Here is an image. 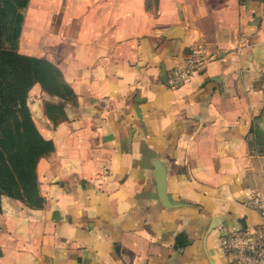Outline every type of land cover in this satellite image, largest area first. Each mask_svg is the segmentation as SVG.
Here are the masks:
<instances>
[{
    "label": "crops",
    "instance_id": "obj_1",
    "mask_svg": "<svg viewBox=\"0 0 264 264\" xmlns=\"http://www.w3.org/2000/svg\"><path fill=\"white\" fill-rule=\"evenodd\" d=\"M159 4L30 0L18 49L71 94L29 92L53 150L41 207L1 195L0 264H230L221 238L262 224L264 0Z\"/></svg>",
    "mask_w": 264,
    "mask_h": 264
},
{
    "label": "trees",
    "instance_id": "obj_2",
    "mask_svg": "<svg viewBox=\"0 0 264 264\" xmlns=\"http://www.w3.org/2000/svg\"><path fill=\"white\" fill-rule=\"evenodd\" d=\"M29 3L30 0H0V22H3L4 15H9L7 21L0 24V46L6 42L12 45L11 51L0 49L2 59L0 70L7 66L10 72H15L16 82L20 83L18 72L20 63L22 69L34 71L36 83L48 94L60 98L67 97L71 90L55 66L47 60L22 56L16 52ZM54 68L56 73H52ZM53 74H58L60 82ZM51 83L57 88L54 92L47 90ZM30 86L31 83L13 86L14 94L10 95V100H6L0 94V202L1 195L5 194L39 208L43 204V199L38 190L37 165L44 155L53 150V145L41 137L30 115L27 94ZM6 154L8 163L5 160Z\"/></svg>",
    "mask_w": 264,
    "mask_h": 264
},
{
    "label": "built area",
    "instance_id": "obj_3",
    "mask_svg": "<svg viewBox=\"0 0 264 264\" xmlns=\"http://www.w3.org/2000/svg\"><path fill=\"white\" fill-rule=\"evenodd\" d=\"M204 58L199 51H194L187 60L188 67L202 66ZM191 72L178 73L173 71L170 77L172 85H178ZM254 209L259 213L262 224L254 230H243L227 234L221 238L220 248L230 264H264V199L255 195L251 200Z\"/></svg>",
    "mask_w": 264,
    "mask_h": 264
},
{
    "label": "rangeland",
    "instance_id": "obj_4",
    "mask_svg": "<svg viewBox=\"0 0 264 264\" xmlns=\"http://www.w3.org/2000/svg\"><path fill=\"white\" fill-rule=\"evenodd\" d=\"M159 9H160L159 0H145V10L147 12L151 13L154 16V18H156L155 16H157V12L159 11ZM8 16L9 15H7V14L4 15L3 22L7 21ZM3 22L1 21L0 24H2ZM143 25L145 26L144 22L140 21V23H138V25H137V31L139 30V28L141 30H143L144 29ZM30 37L31 36H29V38H28L29 42H30V43H28V45L32 44V37L31 38ZM1 45L2 46H0V49L6 50V51H11L12 45L10 43L6 42V43H3ZM16 52L22 56H27V55L22 54V52L19 49H17ZM30 53L32 54L35 52L30 51ZM28 57H32V56H28ZM1 63H2V59L0 57V68H1ZM55 68L52 71V73H56ZM18 72H19V76L21 78L20 83L16 82L17 78H16L15 72H10V70L7 66H3L2 69L0 70V94H1V96L5 97L6 100H10V95L12 96L14 94V89L12 88L13 86L27 85L28 83H31V86L27 89V94L29 95V92L31 91V89L35 85H38V83H36L37 81H36V75H35L34 71L29 70V69H22L20 63H18ZM53 75L57 79V81L60 82V80H58L59 79L58 74H53ZM52 83L47 87V90L49 92H54L57 89L53 85L54 83L53 84ZM57 85H58V83H57ZM16 88H18V87H16ZM58 92H60V89H58ZM30 115H31V113H30ZM31 117H32V115H31ZM3 154H4V150H3ZM7 155L8 154L5 155V160L8 163V156ZM12 159L14 162L15 161V153L14 152L12 154ZM13 174H15V173H13Z\"/></svg>",
    "mask_w": 264,
    "mask_h": 264
}]
</instances>
